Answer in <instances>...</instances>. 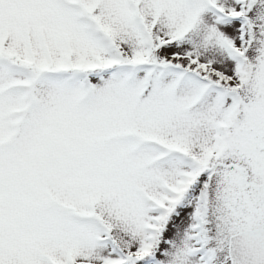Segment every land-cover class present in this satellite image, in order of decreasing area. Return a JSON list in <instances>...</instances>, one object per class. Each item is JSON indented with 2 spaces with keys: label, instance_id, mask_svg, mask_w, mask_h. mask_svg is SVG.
Instances as JSON below:
<instances>
[{
  "label": "snow or ice",
  "instance_id": "6c2138e0",
  "mask_svg": "<svg viewBox=\"0 0 264 264\" xmlns=\"http://www.w3.org/2000/svg\"><path fill=\"white\" fill-rule=\"evenodd\" d=\"M0 264H264V0H0Z\"/></svg>",
  "mask_w": 264,
  "mask_h": 264
}]
</instances>
